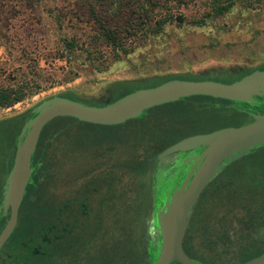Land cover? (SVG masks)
<instances>
[{
    "label": "flooded vegetation",
    "instance_id": "obj_1",
    "mask_svg": "<svg viewBox=\"0 0 264 264\" xmlns=\"http://www.w3.org/2000/svg\"><path fill=\"white\" fill-rule=\"evenodd\" d=\"M257 71H264V50L257 56L187 62L182 70L157 75L172 77L167 81L232 84ZM151 77L130 81L148 84ZM115 84L104 85L95 95L78 89L72 92L77 101L98 98L107 103ZM216 99L230 102L227 112L245 115V124L264 115V95H255L252 102ZM41 104L0 118V264H154L162 251L159 216L183 185L202 147L160 157L176 141L152 158L148 198L133 234L127 227L128 219L117 210L120 177L97 166L83 171V160H98V155L84 157L64 129L52 134L53 126L48 128L52 120L43 129L32 156V174L14 229L2 238L12 220L13 207L6 210L5 199L18 145L24 141L21 134ZM30 112L34 116L29 118ZM17 121L21 130L15 127ZM46 128L50 133H44ZM183 245L186 254L199 264H249L264 259V144L223 162L191 210Z\"/></svg>",
    "mask_w": 264,
    "mask_h": 264
},
{
    "label": "rangeland",
    "instance_id": "obj_2",
    "mask_svg": "<svg viewBox=\"0 0 264 264\" xmlns=\"http://www.w3.org/2000/svg\"><path fill=\"white\" fill-rule=\"evenodd\" d=\"M71 4L72 0H30L0 7V94L9 93L16 99L10 106L0 107V118L67 90L95 95L115 80L166 75L184 69L187 62L257 56L264 50V0H194L163 13L183 15L184 21L171 19L162 26L153 21L120 50L102 38L93 22L73 20ZM224 6L231 7L221 12ZM199 20L204 21L199 24ZM152 85L156 86L133 85L131 89ZM125 91H117L118 96ZM82 101L108 104L98 98ZM229 105L228 101L194 96L154 107L143 118L120 125L72 118H60L56 123L71 135L84 157L98 155V160H83V171L97 166L120 177L117 210L126 216L127 227L135 234L141 206L148 198L152 158L184 137L245 125L247 117L230 114Z\"/></svg>",
    "mask_w": 264,
    "mask_h": 264
},
{
    "label": "water",
    "instance_id": "obj_3",
    "mask_svg": "<svg viewBox=\"0 0 264 264\" xmlns=\"http://www.w3.org/2000/svg\"><path fill=\"white\" fill-rule=\"evenodd\" d=\"M130 81L129 79L115 80ZM70 91V90H67ZM64 93V92H62ZM54 95L41 101L38 114L23 129L15 164L10 173L6 191L5 207H13L12 220L4 231L7 237L14 229L18 210L23 201L26 187L32 174V156L37 148L45 126L58 117H72L82 122L97 125H120L141 117L147 110L173 103L183 98L207 96L249 102L255 95H264V71L254 72L245 78L226 84L216 81L170 80L158 86L134 91L114 102L95 106L83 101ZM40 103V102H39ZM36 103L35 105H39ZM264 144V115H257L255 120L240 127L222 128L210 133L186 137L168 149L160 157L177 152H187L204 148L196 156L194 167L183 185L175 191L168 202L161 218L162 248L159 259L154 264H199L189 257L184 250V238L193 206L213 177L227 159H237L256 146ZM159 157V158H160ZM264 259L249 264H259Z\"/></svg>",
    "mask_w": 264,
    "mask_h": 264
},
{
    "label": "trees",
    "instance_id": "obj_4",
    "mask_svg": "<svg viewBox=\"0 0 264 264\" xmlns=\"http://www.w3.org/2000/svg\"><path fill=\"white\" fill-rule=\"evenodd\" d=\"M29 1L30 0H0V2H2L0 7H4V3L7 2L28 3ZM32 1L40 3L41 0ZM192 1L194 0H72L69 15L73 20H78L82 23L90 24L93 22L96 25L97 31L102 34V38L106 39L108 43L117 50H120L124 49L130 38L138 36L153 21H156L159 26H162V24L171 19L177 18L181 22L184 21L183 15H178L177 17L170 15L168 17L163 15V13H166V10H173L175 7L188 5ZM231 4H234V2ZM230 7L224 6L220 11L224 12L225 10H229ZM160 17L162 18L159 19ZM202 21L199 20L197 23L200 24ZM171 78L170 76L154 75L148 80V84L152 83L158 86ZM115 83L116 84L107 95L108 98H111L108 103L114 102L134 92L131 86L139 85L136 82L128 80ZM148 84L143 83L142 85ZM122 89L126 90L125 93L118 96L117 91ZM60 95L78 100V96L72 92V90ZM15 101L16 99L9 93L0 94V107H8ZM28 115L29 118L34 116V114L31 115V112L28 113ZM143 116L144 114L136 119H141ZM60 118L72 117H58L53 120L48 125V128L52 126L54 128L52 134L61 133L63 126L56 123ZM15 125L16 129L21 130L22 124L20 121L15 122ZM46 131L47 128L44 133H50Z\"/></svg>",
    "mask_w": 264,
    "mask_h": 264
}]
</instances>
